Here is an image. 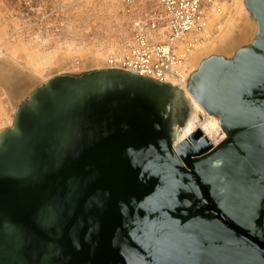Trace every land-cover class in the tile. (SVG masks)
I'll return each instance as SVG.
<instances>
[{
  "label": "water",
  "instance_id": "95a60500",
  "mask_svg": "<svg viewBox=\"0 0 264 264\" xmlns=\"http://www.w3.org/2000/svg\"><path fill=\"white\" fill-rule=\"evenodd\" d=\"M253 40L187 89L117 70L56 75L0 132V264H264V0ZM179 104L184 106L177 116Z\"/></svg>",
  "mask_w": 264,
  "mask_h": 264
},
{
  "label": "rangeland",
  "instance_id": "374dc122",
  "mask_svg": "<svg viewBox=\"0 0 264 264\" xmlns=\"http://www.w3.org/2000/svg\"><path fill=\"white\" fill-rule=\"evenodd\" d=\"M111 2L112 0H0V54L5 57L13 56L18 69L32 75L35 63H27L26 52L23 50L27 49L39 56L54 54L52 63H56L62 62L68 46H72V52L75 53L80 48L87 51L96 45V41L105 40L107 23L104 22H109V27L115 31L111 32V37H118L114 18L119 17V14L123 15L121 0H117L114 7ZM122 22L125 27L128 26L126 19ZM71 58V62L76 60L75 55ZM8 66L4 63V68H0V85L7 90L9 97L6 99L0 96V125L5 129L12 127L15 112L11 109H16L40 85L38 82L26 85L25 82L12 79L6 71ZM91 71L96 69L90 65L76 71L70 65L62 63L61 69L47 67L44 74L46 77L77 76ZM9 94H12L11 97Z\"/></svg>",
  "mask_w": 264,
  "mask_h": 264
},
{
  "label": "bare ground",
  "instance_id": "6f19581e",
  "mask_svg": "<svg viewBox=\"0 0 264 264\" xmlns=\"http://www.w3.org/2000/svg\"><path fill=\"white\" fill-rule=\"evenodd\" d=\"M117 0H112L111 5L114 7ZM115 10V9H114ZM122 11V10H121ZM117 13V11L115 12ZM119 17H115L116 33L118 37H111V32H115L109 27V22L105 27L104 38L107 41H96V45L86 50L79 49L78 52H72V46H68L66 49L67 54L62 58V62L52 63L54 57L52 54L46 56H39L36 53H32L29 50H23L26 52L28 64H34V70L32 75H27L21 69H18L16 60L13 56L5 57L0 54V68H4V63H7V67L12 79L25 82L26 85H30L32 82H38L40 84L46 82L51 77H46L45 72L47 67L50 69L55 67L61 69L62 63L70 65L76 71L83 69L85 66L90 65L96 70H100L104 67L107 57L121 49L122 44L127 38V27L123 25L125 16L119 14ZM111 25V24H110ZM102 30V28H101ZM256 33V23L247 10L244 4V0H232L229 3H222L220 5V13H213L207 21L204 29H202L193 38L190 37L188 43L179 44V54L184 57L183 65L178 69L179 78L184 82L198 69L201 62L211 56L230 57L236 50L248 42H251ZM75 55L76 60L71 62V56ZM71 63V64H70ZM52 64V66H50ZM17 68V69H16ZM1 71V70H0ZM170 85L173 89L182 94V99L186 103L189 111V116L185 120L183 126L176 128V140L174 144H177L185 140L190 134L199 129L202 134L214 145L220 144L225 139L218 118L208 115L195 98L190 94L187 87L180 83L179 87L172 83ZM12 95V94H11ZM9 94V96L11 97ZM0 96L8 99L7 90L0 85ZM2 109L0 108V114L2 115ZM15 112V108L11 109ZM5 128L0 125V132Z\"/></svg>",
  "mask_w": 264,
  "mask_h": 264
},
{
  "label": "built area",
  "instance_id": "2783aa9c",
  "mask_svg": "<svg viewBox=\"0 0 264 264\" xmlns=\"http://www.w3.org/2000/svg\"><path fill=\"white\" fill-rule=\"evenodd\" d=\"M231 1L121 0L127 38L119 51L107 57L104 69L187 87L189 78L183 82L177 74L184 63L179 44L191 41L213 13H220V5Z\"/></svg>",
  "mask_w": 264,
  "mask_h": 264
},
{
  "label": "flooded vegetation",
  "instance_id": "af4514ba",
  "mask_svg": "<svg viewBox=\"0 0 264 264\" xmlns=\"http://www.w3.org/2000/svg\"><path fill=\"white\" fill-rule=\"evenodd\" d=\"M184 109V106L182 104H179L178 107H177V113H176V116L177 114Z\"/></svg>",
  "mask_w": 264,
  "mask_h": 264
}]
</instances>
